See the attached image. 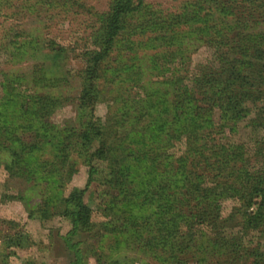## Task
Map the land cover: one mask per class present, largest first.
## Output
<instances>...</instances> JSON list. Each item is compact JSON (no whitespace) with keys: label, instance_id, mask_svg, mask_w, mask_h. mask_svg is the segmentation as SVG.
<instances>
[{"label":"trees","instance_id":"16d2710c","mask_svg":"<svg viewBox=\"0 0 264 264\" xmlns=\"http://www.w3.org/2000/svg\"><path fill=\"white\" fill-rule=\"evenodd\" d=\"M95 16L90 46L80 54L84 68L76 117L65 126L52 118L71 99L57 94L71 79L48 76L45 65L67 59V47L52 40L43 49L32 45L30 54L38 63L30 80L3 72L0 167L12 179L35 186L42 182L45 189L29 217L69 220L72 227L64 238L75 251L74 264H83L81 242L74 239L96 229L85 195L101 172L97 162L109 161L99 184L107 186L101 210L107 217L102 226L110 234L133 239L158 264H264V0L186 1L178 13L159 10L147 0H110L108 9ZM202 41L215 48L210 61L196 71L183 58L182 67L173 66L180 51ZM161 46L162 52L139 55ZM15 48L28 53L24 45ZM117 48L121 56L110 67ZM124 50L134 53L131 64ZM142 57L149 67L173 71L156 86L165 88L159 102L146 100L139 107L124 95L111 97L108 72L132 76L134 61ZM16 98L30 117L26 121L9 117ZM103 100L113 103L105 119L96 114ZM249 117L255 135L251 146L223 140L226 128L235 132ZM47 146L53 157L41 159ZM74 153L88 166L89 177L84 187L65 195L78 172ZM254 160L262 164L255 167ZM227 199L238 205L223 217ZM252 231L261 240L249 236ZM3 239L8 249L33 244L23 228ZM215 255L217 260H211ZM110 264L124 263L116 258Z\"/></svg>","mask_w":264,"mask_h":264},{"label":"rangeland","instance_id":"374dc122","mask_svg":"<svg viewBox=\"0 0 264 264\" xmlns=\"http://www.w3.org/2000/svg\"><path fill=\"white\" fill-rule=\"evenodd\" d=\"M186 1L193 0H147L159 10L177 13L180 12ZM109 2L110 0H2L0 3V98L4 94L2 90L3 72L32 79L33 69L38 61L36 55L32 57L30 54L33 49L31 46L43 49L46 43L52 40L56 44L67 47L69 56L65 60L56 61L57 63L46 60L47 74L50 77L68 76L71 79L70 86L64 92L57 93L71 96V99L68 105L56 111L52 119L60 126H65L70 120H73L76 117L78 103L76 96L79 92L80 76L84 68L80 54L90 46L89 37L93 28L97 26L95 13L106 11ZM16 44L27 47L28 53L22 54L15 48ZM190 49L191 51L186 53L180 51L173 66L182 67L181 58H183L187 60V68L196 71L199 66L210 61L215 52V48L210 47L206 41L197 42ZM164 50L163 46L155 49L152 47L140 51L139 55H149ZM118 52L119 48L113 53L110 67H115L117 64V56H121V51ZM124 53V58L131 64L130 56L134 53L126 50ZM147 57H145L146 61ZM144 62V57L134 61L136 73L132 76L131 73L113 72L112 75L111 72H108L105 85L111 88L109 93L111 97L118 94L124 95V98L129 99L132 105L139 107L147 104L146 100H151L154 103L159 102L158 97L163 94L161 91L164 92L165 88L156 90V86L167 77H171L173 71L149 67ZM180 70L182 75L189 74L183 69ZM180 70L177 71L178 74H180ZM164 71L166 72L164 73ZM170 97L172 98L171 95ZM112 104L108 100L98 103L96 114L105 119ZM251 107L253 108V106ZM8 113L10 118L18 121H26L30 118L23 113L19 98L10 103ZM254 115L253 112L251 117ZM251 117L239 122L235 126V132L226 128L227 133L224 134L223 140L228 138L251 146L255 137L254 130L248 125ZM145 124L146 122H142L140 126ZM52 157L50 146H47L46 153L40 155L41 159H52ZM73 157L77 162L78 172L73 175L67 185L65 195L73 187H84L89 177V168L85 165L84 160L76 153L73 154ZM253 164L258 167L262 161L254 160ZM97 165L101 172L85 195V201L89 202L94 209L93 221L96 229L91 232H83L74 239L81 242L80 252L83 254V264H110L112 259L116 258H119L124 264H158L155 255L148 250L142 251L136 241H132L133 239L125 241L121 237H115L102 226V223L107 220L101 210L102 192L107 186L99 184V180L106 175L109 161H99ZM38 185L28 184L21 179H12L8 176L5 168L0 167V264H74L75 262V251L68 246L64 238L72 227L69 220L61 216L47 220H42L39 215L34 218L29 217V208L39 204L45 193V189L42 187L43 183L40 182ZM6 194L13 195L14 198L6 199ZM237 205L236 200H224L222 216L227 217L236 210ZM19 228H23L31 235L33 244L26 248L8 249L3 239L4 234ZM228 231L236 233V229ZM251 235L256 242L261 240L259 232L252 231L249 236ZM260 243L264 249V239ZM9 252V258L6 259V254ZM95 257L100 260L97 261ZM211 260H217V255Z\"/></svg>","mask_w":264,"mask_h":264}]
</instances>
